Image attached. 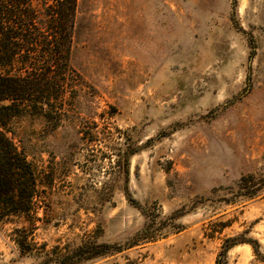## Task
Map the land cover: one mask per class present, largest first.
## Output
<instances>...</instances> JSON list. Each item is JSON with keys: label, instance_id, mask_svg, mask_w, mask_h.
Listing matches in <instances>:
<instances>
[{"label": "rangeland", "instance_id": "rangeland-1", "mask_svg": "<svg viewBox=\"0 0 264 264\" xmlns=\"http://www.w3.org/2000/svg\"><path fill=\"white\" fill-rule=\"evenodd\" d=\"M69 33L57 121L8 123L44 183L0 264L95 242L121 249L77 264H264V0H77Z\"/></svg>", "mask_w": 264, "mask_h": 264}, {"label": "trees", "instance_id": "trees-1", "mask_svg": "<svg viewBox=\"0 0 264 264\" xmlns=\"http://www.w3.org/2000/svg\"><path fill=\"white\" fill-rule=\"evenodd\" d=\"M53 1L60 6L45 3L48 18L46 26L39 30L33 0H0V222L12 217L27 220L33 217L35 199L40 197L44 183L41 171L10 135L9 120L31 113L55 121L64 109V95L72 72L68 63L69 28L77 0ZM131 153H126V172ZM50 179L48 185L53 183V178ZM125 183L127 187V176ZM148 230H141L128 246L147 237ZM15 232L21 234L18 244L24 250L27 229L16 228ZM120 249L119 245L85 243L73 251H56L53 260L45 263L77 264Z\"/></svg>", "mask_w": 264, "mask_h": 264}]
</instances>
